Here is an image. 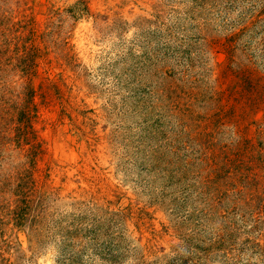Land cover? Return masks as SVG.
I'll list each match as a JSON object with an SVG mask.
<instances>
[{"label":"rangeland","instance_id":"rangeland-1","mask_svg":"<svg viewBox=\"0 0 264 264\" xmlns=\"http://www.w3.org/2000/svg\"><path fill=\"white\" fill-rule=\"evenodd\" d=\"M0 264H264V0H0Z\"/></svg>","mask_w":264,"mask_h":264}]
</instances>
